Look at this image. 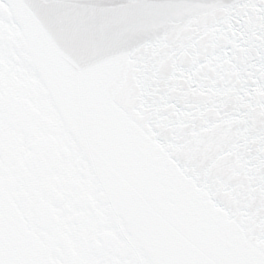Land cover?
Listing matches in <instances>:
<instances>
[{
  "label": "water",
  "instance_id": "1",
  "mask_svg": "<svg viewBox=\"0 0 264 264\" xmlns=\"http://www.w3.org/2000/svg\"><path fill=\"white\" fill-rule=\"evenodd\" d=\"M93 2L78 69L0 0V264H264V7Z\"/></svg>",
  "mask_w": 264,
  "mask_h": 264
},
{
  "label": "snow or ice",
  "instance_id": "2",
  "mask_svg": "<svg viewBox=\"0 0 264 264\" xmlns=\"http://www.w3.org/2000/svg\"><path fill=\"white\" fill-rule=\"evenodd\" d=\"M6 2L15 8L23 10L29 16L31 25L35 28L36 35L45 42L53 43L60 51H62L73 62V67L85 69L88 65L100 59V41L91 23L92 16L96 12V5L93 0H6ZM188 0H173L169 4L170 7L187 6ZM201 3L214 7H230L239 11L240 7H247L255 3H259L264 7L261 0H200ZM240 20L238 25L245 37L249 35L248 24L244 19L243 13L236 17ZM20 30L25 34V38H29L32 27L20 23ZM264 36V32H261ZM257 63H260L257 61ZM264 68V64H262ZM257 80L256 85L251 84V80ZM249 90L253 87H264V78L261 72H252L248 75ZM134 87V85H133ZM165 95H168L165 92ZM109 102L119 103V98L115 95L109 97ZM170 103L176 105V111L181 112L185 108L184 98L180 95H172L169 97ZM198 106V104L196 105ZM162 116L169 113H161ZM153 124V131L158 133V139L161 143H166L165 137L168 133L163 132L160 128L155 127V121H149ZM171 158L176 161L179 169L190 167L194 172H189V175L196 173L203 174L211 172L215 167L216 161L208 159L201 165L200 161L192 164L176 155H171Z\"/></svg>",
  "mask_w": 264,
  "mask_h": 264
}]
</instances>
